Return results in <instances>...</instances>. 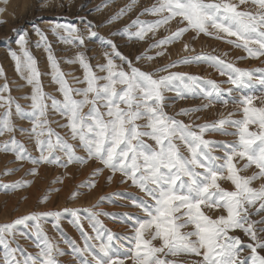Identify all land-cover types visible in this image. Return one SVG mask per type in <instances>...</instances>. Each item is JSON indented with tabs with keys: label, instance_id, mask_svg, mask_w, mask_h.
<instances>
[{
	"label": "snow or ice",
	"instance_id": "6c2138e0",
	"mask_svg": "<svg viewBox=\"0 0 264 264\" xmlns=\"http://www.w3.org/2000/svg\"><path fill=\"white\" fill-rule=\"evenodd\" d=\"M4 2L7 4V0ZM112 2L105 0L95 11ZM136 2L131 0L102 23L120 20L133 10ZM50 6L52 0H43V8ZM6 11V7L0 8V16ZM145 15L156 19L139 18ZM139 16L123 29L111 32L110 37L143 41L147 33L155 35L162 27L170 31L166 26L176 21L175 31L149 45V50L159 49L155 56L145 52L130 58L120 51L114 39L99 34L96 29L101 25L86 17L81 18L79 26L49 21L45 31L35 25V42L27 30L17 31V48H9L8 55L21 79L31 86V94L19 99L30 100L31 104L30 110H26L11 95L0 66V77L6 81L0 86V107L6 108L0 117V136L12 134L10 140L0 143V151L13 153L14 162L34 165L30 175H38L40 165L67 170L71 165L83 166L95 160L102 166L95 169L93 177L107 171L109 175L104 179L111 183L119 174L120 183L130 182L143 196L117 192L101 197L92 208L31 212L0 224V264H63L58 258L69 253L53 243L41 221L51 218L62 232L60 222L66 214L82 238V245L71 238L63 240L76 264H178L176 257H185L183 264H264V183L254 186L256 181H264V67H238L227 59L228 53L216 54L215 50L184 56L152 71L137 66L142 60L165 56L168 46L181 41L190 31L195 33L193 39L203 34L242 50L246 55L238 57L240 60L264 57V0H155ZM48 32L81 49L65 62L79 64L83 69V78L74 80L84 87H73L66 79L70 74L61 69ZM97 40L106 50L104 62L93 65L90 61L95 57L87 55L88 44ZM30 45L47 53L51 69L48 74L63 99L44 91L41 77L45 73L41 72ZM184 50L195 51L187 43ZM193 64H205L227 80L217 82L172 70ZM169 92L175 93L176 100L194 99L202 103L170 115L166 111L172 106L166 95ZM229 103L236 112L226 117L205 123H196L199 116L191 119L216 104ZM50 113L66 121L59 126L68 129L70 139L78 141V145L51 127L59 121L50 120ZM236 113L241 118H233ZM14 114L29 121L31 127H18L12 118ZM181 116L189 118V122L179 119ZM17 132L27 133L34 140L38 155L16 139ZM209 134L236 139H207ZM78 150H83L84 155ZM249 169H254L251 175L242 174ZM16 171L19 169H8L5 174ZM221 181L230 182L232 190L223 187ZM31 183L19 180L0 184V190L15 191ZM96 186L97 181L90 179L78 187ZM80 194L74 192L72 198ZM47 199L45 196L41 202L46 203ZM123 199L129 203L120 204L121 207H132L143 215L94 210L105 202L119 203ZM205 209L218 210L220 214L213 218ZM102 216L127 224L131 231L123 235L113 232L100 219ZM84 220L91 232L85 229ZM188 228L191 230L185 231ZM17 235L31 237L38 253L33 255L23 249L16 243Z\"/></svg>",
	"mask_w": 264,
	"mask_h": 264
},
{
	"label": "rangeland",
	"instance_id": "374dc122",
	"mask_svg": "<svg viewBox=\"0 0 264 264\" xmlns=\"http://www.w3.org/2000/svg\"><path fill=\"white\" fill-rule=\"evenodd\" d=\"M42 3L43 0H7V4H5L4 0H0V8H7V11L0 16V20L6 21V23H0V66L3 67L7 76V83L11 88V95L16 97L18 102L23 105L26 110H30L29 106L31 101L19 98L25 95H30L31 86H27L26 82L21 79L20 75L16 71L15 62L8 55L9 48H17V45L14 43L17 31L27 30L31 36V40L35 42L38 39L32 31L35 25H39L45 31L49 28V21L75 23L79 26L81 18L86 17L88 20L101 25L96 30L101 36L109 38L111 32L123 29L127 25L131 24V22L139 16L143 9L152 6V4L155 3V0H137L131 12L112 24L102 22L107 21V19L115 15L120 8L131 3V0H113L107 8H102L101 11H95V9L102 6L105 3V0H52L53 6H50L49 8H43ZM139 18L142 20L156 19L150 15L139 16ZM166 27L169 28L170 31H166L165 27H162L155 33V35L151 32L147 33L143 41H137L135 39L128 40L127 38L122 37L110 38L114 39L119 45L120 51L125 55H128L130 58L145 52L147 55L155 56L159 49L149 50V45L155 40H159L167 35H170L171 31H175L177 28L176 21H172L170 25ZM132 31H135V29H132ZM194 35L195 33L191 31L186 33L181 41L168 46L165 56L157 57L153 61L142 60L137 64V66L141 67L142 70L152 71L157 67L169 64L172 61L184 56H195L202 52L212 53L213 50H215L216 54L228 53L227 59L233 61L238 67L249 69L264 67V63H262V61H264V57H261L260 59L248 58L240 60L238 57L246 55V53L242 50L235 49L222 41H218L203 34L199 35L198 38L193 39ZM48 36L49 40L52 42L54 55L60 62L61 69L66 74H70L66 76V79H68L69 83L73 87H84L85 85L78 84L74 80V77L83 78V69L79 66V64H69L65 62L73 59L75 55L81 51V49L73 46L72 44H65L59 41L50 32H48ZM185 43L189 44L190 48H194L195 51H185ZM30 50L37 58L41 72L45 73V75H42L41 77L44 91L56 96L57 99H63L62 94L58 91V85L52 81L51 75L48 74L51 72V69L47 60V53L44 49H37L31 45ZM105 50V47H103L98 40L89 43L87 55L89 57H95L90 62L93 65L103 63V53ZM117 63H119V61H117ZM172 70L197 75L204 79H213L217 82L227 80L226 76H220L215 69L205 64L181 65ZM5 82L6 81L0 77V86H2ZM222 86L225 88L230 87L228 84H223ZM4 95L7 96L8 93H5ZM166 95L169 97L168 103L172 105L166 109L170 115L179 112L182 108L200 106L202 103V101L194 99L176 100L174 92H169ZM256 103L259 105V101ZM5 111L6 108L0 107V117L3 116ZM85 111H87V109H85ZM230 112H236L235 107L231 103L227 106L216 104L201 113L195 114L191 119L195 120V117L199 116L200 119L196 120V123L212 122L213 120L221 118L222 115L226 117ZM12 118L18 127H31V123L29 121L20 120L15 116V114ZM233 118L238 119L241 117L239 113H236ZM49 119L52 121H59V123H52L51 127L62 136L69 139L70 143L78 145V141L70 139L69 130L59 126L60 124L66 123L63 118H61L58 114L50 113ZM179 119L185 120L186 123L189 122V118L187 117L181 116ZM15 136L16 139L20 140L33 155L39 154L36 150L34 140L30 139L27 133L21 134L17 132ZM11 137L12 134L5 133L3 136H0V143L10 140ZM206 138L213 140L236 139V137L221 136L219 134H209ZM148 142L152 143L150 140ZM78 151L80 155H84L83 150ZM14 161L15 155L13 153L0 151V184H10L19 180L32 181V183L31 186L20 188L15 191L5 192L4 190H0V224L11 222L16 218L27 215L31 212L62 211L64 208H92L98 203L101 197L117 192L143 196V193H141L136 187L130 186V182L128 184L120 183L119 174H117L111 183L106 182L104 179V177L109 175L107 171H105V173L100 177H93L95 169L102 166L95 160H91L83 166L71 165L67 170L54 165H40L38 175L28 174L30 169L34 167V165L30 162ZM8 169H19V171L12 174H5ZM253 171L254 169H249L247 172L242 174L251 175ZM58 179L62 180V183H56L55 181ZM90 179H95L97 181L96 187L92 189L78 187ZM260 183H264V181H256L254 186L258 187ZM221 184L226 189L232 190L233 188L230 182L221 181ZM55 189H59V191H55ZM77 191L81 194L73 199L72 194ZM45 196H48L47 202L42 203L41 201ZM128 203V199L119 200V203L105 202L100 205L99 209L94 210H102L110 213L136 212L137 214L143 215L139 212V210L132 207L120 206V204ZM205 211L213 218L220 214L218 210L209 211L205 209ZM254 218L259 219V217ZM100 219H102L105 225L115 233L123 235L131 231L127 224H122L119 220L113 221L112 219L104 216L100 217ZM70 221L71 217L67 214L61 219L60 227L62 232L57 230L54 226V221L51 218L47 221H41L42 228L53 243L58 244L61 249L69 253L68 255L58 258L63 262V264H76L75 258L70 254L68 245L63 243V240L65 238H71L82 245L80 232ZM82 222L84 223L85 229L91 232L88 222L86 220ZM190 230L191 228L185 229V231ZM32 231L34 232L35 229L33 228ZM237 234L240 235L246 242H250L243 233L237 232ZM16 243H18L28 253L33 255L38 253V249L35 247V243L31 237L25 238L17 235ZM13 246L15 247L16 244L14 243ZM2 255L3 251L2 248H0V257H2ZM245 255H247V252H245ZM175 259L178 261V264H183V261L186 258L176 257ZM192 259H195V257Z\"/></svg>",
	"mask_w": 264,
	"mask_h": 264
},
{
	"label": "bare ground",
	"instance_id": "6f19581e",
	"mask_svg": "<svg viewBox=\"0 0 264 264\" xmlns=\"http://www.w3.org/2000/svg\"><path fill=\"white\" fill-rule=\"evenodd\" d=\"M30 18V17H29ZM27 19V18H26ZM25 20V19H24ZM22 23V22H21Z\"/></svg>",
	"mask_w": 264,
	"mask_h": 264
}]
</instances>
